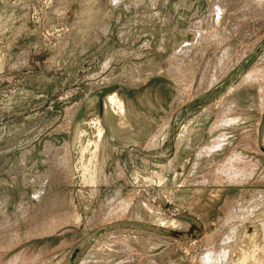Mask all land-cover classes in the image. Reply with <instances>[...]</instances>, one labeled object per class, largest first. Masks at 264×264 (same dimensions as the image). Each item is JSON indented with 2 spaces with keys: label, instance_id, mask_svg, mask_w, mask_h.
Segmentation results:
<instances>
[{
  "label": "rangeland",
  "instance_id": "1",
  "mask_svg": "<svg viewBox=\"0 0 264 264\" xmlns=\"http://www.w3.org/2000/svg\"><path fill=\"white\" fill-rule=\"evenodd\" d=\"M74 253L264 264V0H0V264Z\"/></svg>",
  "mask_w": 264,
  "mask_h": 264
},
{
  "label": "water",
  "instance_id": "2",
  "mask_svg": "<svg viewBox=\"0 0 264 264\" xmlns=\"http://www.w3.org/2000/svg\"><path fill=\"white\" fill-rule=\"evenodd\" d=\"M193 231H200V226L198 227V226H196L195 224H193L192 226H191V228L189 229V231H188V233L187 234H191V233H193ZM179 235H182V233H178ZM77 251V250H76ZM75 261H76V255H75V253L73 254V256H72V258L70 259V264H74L75 263Z\"/></svg>",
  "mask_w": 264,
  "mask_h": 264
},
{
  "label": "bare ground",
  "instance_id": "3",
  "mask_svg": "<svg viewBox=\"0 0 264 264\" xmlns=\"http://www.w3.org/2000/svg\"><path fill=\"white\" fill-rule=\"evenodd\" d=\"M107 101H108V99H107ZM110 102H111V103H114L113 98H110ZM114 104H115V103H114ZM99 135H100V134H99ZM61 221H62V220H61ZM58 222H59V221H58ZM54 223H55V222H54ZM55 224H56V223H55ZM57 225H58V224H57ZM51 226H52V225H51ZM45 230H46V229H45ZM48 230H49V229H48ZM48 230H47V231H48Z\"/></svg>",
  "mask_w": 264,
  "mask_h": 264
}]
</instances>
